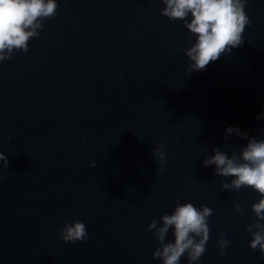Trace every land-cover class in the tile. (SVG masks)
<instances>
[{"label":"water","instance_id":"obj_1","mask_svg":"<svg viewBox=\"0 0 264 264\" xmlns=\"http://www.w3.org/2000/svg\"><path fill=\"white\" fill-rule=\"evenodd\" d=\"M165 6L59 0L28 49L0 60V264H163L174 226L163 240L158 229L188 201L212 209L209 239L179 264H264L249 245L264 194L225 187L234 177L203 162L264 139V0H248L242 44L191 72V15ZM76 217L88 239H61Z\"/></svg>","mask_w":264,"mask_h":264},{"label":"clouds","instance_id":"obj_2","mask_svg":"<svg viewBox=\"0 0 264 264\" xmlns=\"http://www.w3.org/2000/svg\"><path fill=\"white\" fill-rule=\"evenodd\" d=\"M162 13L169 18H185L187 28L195 34V42L186 53L191 61L188 71L202 70L210 61L218 59L222 53L231 52L232 48L244 41L246 25L251 23L247 12L248 0H164ZM59 0H0V60L11 56L13 47L27 50L28 41L41 26L38 17L56 14ZM7 49V52L4 50ZM260 115H264L261 113ZM259 118V117H258ZM241 132L239 125L227 126V132ZM246 135L247 133H243ZM157 159L163 163L167 158L163 144L155 149ZM0 159L6 161L0 151ZM204 164H215L216 171L232 175L231 185H248L264 194V139L252 138L241 149L239 156H229L226 152L214 149V155L205 159ZM93 163H95L93 161ZM258 216L264 217V195L253 205ZM212 209L208 206L197 208L191 201L178 203L171 214L163 217L164 225L158 229L159 238L164 239L169 226H174V241L163 246L156 255L163 257V264H179L181 256L189 250L191 261H197L206 251L209 239L207 217ZM149 227H155V223ZM61 239L68 242L88 239L86 224L78 217L65 220L59 232ZM196 236L200 239L197 240ZM228 241L221 240L226 245ZM250 247L264 252V232L253 234ZM226 248H222L224 252Z\"/></svg>","mask_w":264,"mask_h":264}]
</instances>
